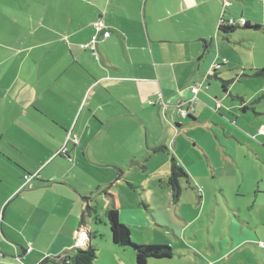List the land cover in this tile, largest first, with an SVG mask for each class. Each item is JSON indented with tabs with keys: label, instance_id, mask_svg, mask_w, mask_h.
<instances>
[{
	"label": "crops",
	"instance_id": "obj_1",
	"mask_svg": "<svg viewBox=\"0 0 264 264\" xmlns=\"http://www.w3.org/2000/svg\"><path fill=\"white\" fill-rule=\"evenodd\" d=\"M222 4L0 0V264H64L89 245L100 251L98 264H135L133 251L114 245L106 225L92 224L93 213L101 217L93 205L99 201L102 215L114 206L125 226L149 232L159 223L151 199L135 198L124 207L120 195L117 202V195L105 190L116 175L115 181L124 180L130 190L138 188L124 177L122 160L129 157L141 158L143 171L151 169L154 181L164 186L167 205L160 209L168 217V233L157 234L159 242L150 238L151 243L173 245L169 235L178 239L176 228L201 219L200 213L187 220L179 201L173 204L165 191L174 157L197 196L196 206L201 197L192 181L194 165L213 174L225 167L236 178L231 195L223 192L230 213L218 239L209 242V263L253 250L264 264L259 246L264 240V72L255 75L264 69L250 70L243 62L242 55L252 50L242 45L245 39L219 35L226 18ZM232 18L255 26L243 12ZM98 25L110 36L97 40L92 55L79 46L89 43ZM193 84H199L197 100L182 118L177 106L188 109ZM96 142L100 147L92 154L113 172L95 167L97 174H90L86 156ZM209 149L218 153V167ZM235 198L249 199L246 214ZM87 206L94 211L86 214ZM180 250L181 264H205ZM154 260L162 259L147 264Z\"/></svg>",
	"mask_w": 264,
	"mask_h": 264
},
{
	"label": "rangeland",
	"instance_id": "obj_2",
	"mask_svg": "<svg viewBox=\"0 0 264 264\" xmlns=\"http://www.w3.org/2000/svg\"><path fill=\"white\" fill-rule=\"evenodd\" d=\"M238 1L240 2L239 4L236 2V0H230L231 6L227 9L222 10V14L223 12H225V19H229L230 15L232 17L238 18L243 12L244 16L246 17L248 22L251 23V25L260 26L263 28V30H261V32H258L254 29L247 30L243 29L242 26H238L235 32L230 35V40L234 41L238 39H245L241 40L243 41L242 45H245V47L251 46L252 50L249 52V54L242 55L243 62L250 63L252 67L248 68L250 70L264 69V67L256 68L264 65V41H262L264 40V0ZM232 3L234 4V6L232 5ZM238 74H240V72H238ZM180 119L184 121V119ZM190 146L191 150H193L194 148L192 147V144H190ZM99 147L100 145L98 142L92 144V149L90 151L91 154L89 152V156H86V162L92 168L90 171V174L92 176L97 174V171H95L94 169L95 167L102 170H110V172L114 171V168L112 166H102L107 163L105 162L106 160H101V158L92 154V150H98ZM188 153L190 154V152ZM209 154L212 157L213 165L218 167V153L212 152L209 149ZM114 159L115 155L114 158L110 160L113 161ZM141 161V158L136 159L130 157L124 158L122 160L124 169L127 170L124 174V177L127 178L133 186L138 187L137 189L130 190L124 180H121L120 182L115 181L118 175L114 176L113 179L109 182L112 184L110 188L107 189L106 187L105 189L108 195H117V202L118 195H120L121 203L124 205V207H128V202H134L135 198H137L139 202H143V200L146 199L152 200L153 205L150 208L153 211L152 216H155L159 223L153 222V228L148 230L149 232H145L144 228L141 226L126 225V227L132 232V235L130 236L131 241L133 243L137 242L135 243L137 245L151 243V241L149 240L150 238L154 239L153 242H159L158 238H156V235L161 232L168 233L165 225L169 223L168 217L166 216L165 212L160 209L162 206L165 207L167 205V201L162 198V195L164 197L165 193L164 186L159 184L158 181H154V176L151 172V169L143 171L142 167L144 166V161ZM148 162L150 161L148 160ZM148 162L146 161L145 163ZM137 163H139L141 166H138ZM222 165L223 164H221V166ZM106 172L109 173L108 171H105V173ZM193 173L195 175V179L193 178L192 181L193 183L198 182L197 186L199 195L201 197L199 205L196 206L197 196L195 192L191 190L188 184H186V180L184 179L180 181L181 196L178 205L182 215H184L187 220L194 219L200 213L201 219H199L189 228L186 227V224H181L182 228H176L175 231L178 233V239H175L172 234L169 235V240L173 243V245L171 244L169 246L172 250H174V253L170 260H154L149 263L181 264L184 259L182 257L183 255H180V249L191 251L190 255L192 256L191 259L193 262L197 260L206 264L211 261V258L209 257L212 256V253L209 249H207L209 247V242L213 240L216 241L218 239L217 236L221 231H223L226 218L228 217L227 215L230 213L223 192L225 191L226 194L231 195V188L236 178L231 175L230 171L225 167L218 169L216 171V174H213L212 170H206L203 165L198 164L194 165ZM140 183H143V186L139 187ZM165 191H169L168 185L165 187ZM102 199L104 198L102 197ZM229 200H231V198H229ZM233 201H238L241 204V210L243 213L246 214L249 211L248 207L251 206V204H249V199L235 198L233 199ZM93 205H96V207H98V213L101 215V217L97 216L96 213H93L92 224H96L100 229H103L104 225H106L105 230L108 234H110L108 221L105 217V214L102 215L104 213V211L102 210L103 203H100L99 201L97 204H95L94 202ZM139 209L143 210V207L141 206ZM181 233H183V239L181 237ZM260 241H262L260 243L264 244V240ZM151 244L157 245L153 243ZM250 251L240 250L234 253L229 259L228 257H226L225 261H222L221 264H263L260 256H257V254L253 250ZM98 253H100V251L96 250L97 259L95 260V264L97 263L99 258ZM100 258L101 262H104L103 255H101Z\"/></svg>",
	"mask_w": 264,
	"mask_h": 264
},
{
	"label": "trees",
	"instance_id": "obj_3",
	"mask_svg": "<svg viewBox=\"0 0 264 264\" xmlns=\"http://www.w3.org/2000/svg\"><path fill=\"white\" fill-rule=\"evenodd\" d=\"M228 3H229L228 6H223L224 9H227L231 6L230 0L228 1ZM230 19L233 22H229ZM229 20L225 18L222 19V22L220 23L218 27L219 35L226 40H228V35L234 33L235 29L238 26H240L236 23L237 20H235L234 18L231 17L229 18ZM242 28L261 30L259 26H250L246 21H245V24L242 26ZM99 39H101L100 36L98 40ZM90 42H91V38H90L89 43ZM96 42L97 40L95 41V43ZM95 43H94V46H95ZM81 45L87 46V44H81ZM82 50H89V48H82ZM92 55L94 54L92 53ZM263 72L264 70H258L255 72V75L258 76L259 74H262ZM181 179H188V176L184 172V170L181 168V166L178 164L176 159L172 157L170 160L169 177L167 180V185L169 187L170 197H171V201L173 204H177L181 196V187L179 185V181ZM198 198H200V196H198ZM93 211L94 210L91 207L87 206L85 213L89 214ZM105 217L108 221L112 243L116 245L117 247L127 248L133 251L135 255V259H136L135 264H147V261L149 259H169L172 257L173 250L171 249V247L167 245H152V244L136 245L135 243H133L130 239L131 233L129 229L125 225L120 223L118 219V212L114 208V206H111L106 211ZM96 258H97V254H96L95 248L92 245H89L87 249L85 250H77L73 257H69L68 260H64V264H94Z\"/></svg>",
	"mask_w": 264,
	"mask_h": 264
},
{
	"label": "built area",
	"instance_id": "obj_4",
	"mask_svg": "<svg viewBox=\"0 0 264 264\" xmlns=\"http://www.w3.org/2000/svg\"><path fill=\"white\" fill-rule=\"evenodd\" d=\"M228 1L229 0H223V6H228L229 5ZM229 22H233V21L230 19ZM236 23L238 25H240V26H243L245 24V20L243 18H240L239 20H237ZM99 36H100V38L107 39L110 36V32L109 31H102L100 29L99 25L96 26V32L92 35L91 42L89 44H87V46L81 45L80 48L81 49L82 48H89V50L94 54V43H95L96 40H98ZM198 86H199V84H193V86L191 88V92H192L193 96H192V98H190L188 100V103H187L188 104V107H187L188 109L184 110V109H182L181 106H177V112H178L180 117L187 118L191 114L193 104L197 100L195 94L198 91ZM217 106H219V104ZM73 140L76 141L75 137H73ZM65 151L66 150L64 149L61 152L65 153ZM25 179H28V176H26ZM259 246L261 248H264V244H262V243H260ZM30 251H31V248L26 249L27 253H29ZM2 257H3V255L0 253V258H2Z\"/></svg>",
	"mask_w": 264,
	"mask_h": 264
},
{
	"label": "water",
	"instance_id": "obj_5",
	"mask_svg": "<svg viewBox=\"0 0 264 264\" xmlns=\"http://www.w3.org/2000/svg\"><path fill=\"white\" fill-rule=\"evenodd\" d=\"M86 236H87L88 239L90 238V234L87 233Z\"/></svg>",
	"mask_w": 264,
	"mask_h": 264
}]
</instances>
